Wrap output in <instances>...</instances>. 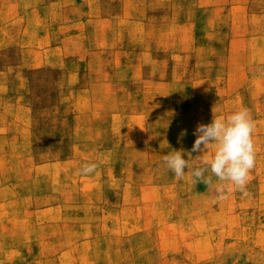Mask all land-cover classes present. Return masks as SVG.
Wrapping results in <instances>:
<instances>
[{
	"label": "rangeland",
	"instance_id": "rangeland-1",
	"mask_svg": "<svg viewBox=\"0 0 264 264\" xmlns=\"http://www.w3.org/2000/svg\"><path fill=\"white\" fill-rule=\"evenodd\" d=\"M242 107L248 196L166 169ZM0 264H264V0H0Z\"/></svg>",
	"mask_w": 264,
	"mask_h": 264
},
{
	"label": "clouds",
	"instance_id": "clouds-1",
	"mask_svg": "<svg viewBox=\"0 0 264 264\" xmlns=\"http://www.w3.org/2000/svg\"><path fill=\"white\" fill-rule=\"evenodd\" d=\"M255 127L247 108L242 107L226 118L214 114L210 123L197 124L193 132L196 139L186 152L187 158L183 149L174 150L163 155V163L178 179L188 173L193 184L215 187L217 201L228 199L234 190L248 196L247 184L256 163ZM96 168L95 163L84 164L80 174L94 173ZM213 177L218 181L215 185Z\"/></svg>",
	"mask_w": 264,
	"mask_h": 264
}]
</instances>
